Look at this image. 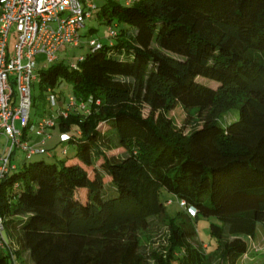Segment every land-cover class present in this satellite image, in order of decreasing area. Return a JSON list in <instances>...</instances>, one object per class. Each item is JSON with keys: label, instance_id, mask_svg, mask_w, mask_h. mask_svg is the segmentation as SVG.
Returning a JSON list of instances; mask_svg holds the SVG:
<instances>
[{"label": "trees", "instance_id": "16d2710c", "mask_svg": "<svg viewBox=\"0 0 264 264\" xmlns=\"http://www.w3.org/2000/svg\"><path fill=\"white\" fill-rule=\"evenodd\" d=\"M94 13L122 24L110 43L37 70L39 88L67 82L89 113L56 118L79 130L72 161L31 156L0 177V264H210L213 252L235 264L264 225V0H106ZM175 106L197 119L187 131ZM162 193L182 205L167 210ZM198 216L218 221L211 252L192 242ZM155 217L168 234L149 255Z\"/></svg>", "mask_w": 264, "mask_h": 264}, {"label": "built area", "instance_id": "2783aa9c", "mask_svg": "<svg viewBox=\"0 0 264 264\" xmlns=\"http://www.w3.org/2000/svg\"><path fill=\"white\" fill-rule=\"evenodd\" d=\"M124 1L129 4L133 0ZM93 10H96V5L88 0H0V135L4 138L0 177L16 168L17 164L10 161L16 150L24 153V159L45 152L41 145L49 138L46 131L56 125L57 116L65 118L69 113H89L90 98L84 100L69 94L57 116L43 115L34 122L29 118L31 86L33 82H38L33 57L42 54L47 61H51L61 46H78V29ZM112 26L107 27L110 39L117 33ZM10 35L13 39L11 50ZM87 44L89 51L101 45L93 38L88 39ZM70 66L75 67V64ZM57 99L48 90L46 101L49 105H56ZM28 132L39 137L38 145L26 141ZM74 134L79 135V130ZM68 139L69 133L59 132V142L65 143ZM187 211L193 214L194 209L188 207ZM1 246L3 243L0 240Z\"/></svg>", "mask_w": 264, "mask_h": 264}, {"label": "rangeland", "instance_id": "374dc122", "mask_svg": "<svg viewBox=\"0 0 264 264\" xmlns=\"http://www.w3.org/2000/svg\"><path fill=\"white\" fill-rule=\"evenodd\" d=\"M93 2L98 8L106 0H88ZM120 1L122 4L123 0ZM91 12V16L84 20L82 27L78 29V34L80 36V42L78 46L63 45L55 52V59L47 61L42 54H37L33 57V60L36 64V69H46L50 65L61 63L65 66L74 65L77 63L78 59L83 57V55L88 52L87 40L90 38L99 41L100 43H108L111 41L108 38L107 25H105L101 19L96 17L95 12ZM122 24L113 25L114 30H118ZM91 29V30H90ZM12 36H9V50L12 47ZM55 95L57 96V104L52 106L46 101V94L48 89L39 88L37 82H33L31 86V93L33 97V105L29 111V118L31 122H34L40 116L53 115L57 116L58 113L62 110L64 106V99L71 94V86L69 83L62 81L61 84L54 89ZM237 112L235 109L227 112L223 116V121H228L230 119H235ZM167 116L170 117L174 124L179 127L183 126L184 131H187L190 127V124L197 119L194 115H191L189 121L184 123L185 114L179 106H175L172 110L168 111ZM219 120L220 125H224V122ZM194 122V123H195ZM77 126L71 124L67 133L74 134L76 133ZM46 133L49 135V139L44 141V144L41 145L45 149L43 154L33 155L30 160L42 159L45 162L52 163L58 160L64 159L66 161H72L74 147L70 144L61 143L58 141L59 130L57 124L53 128L47 129ZM51 136V137H50ZM26 141L32 145H38L39 137L36 136L33 132L27 133ZM4 144V138L0 135V153L2 152ZM65 148L66 153L62 154L61 149ZM70 156V157H69ZM24 153L22 151L16 150L11 158L13 164H21L24 160ZM69 157V158H68ZM91 174V173H90ZM162 197H165L168 201L165 202V207L167 210H173L179 208L176 198L168 193H162ZM191 215V214H190ZM153 223L142 232L146 234L149 238L141 244L143 251L150 255L151 251L161 252L164 254V246L166 245L167 237V227L160 218L155 217ZM210 222L217 223L218 221L212 217H202L198 216L193 222L195 228V236L192 238V242L195 245H201L203 250L211 252L213 250L215 240L209 235L208 226ZM4 235V231H2ZM247 249L241 254L235 264H260L264 260V225L257 224L255 232L252 238H246ZM204 245V246H203ZM6 248H4V252ZM210 264H223L221 263L217 253H211L208 255ZM150 264H153L152 259H149Z\"/></svg>", "mask_w": 264, "mask_h": 264}, {"label": "crops", "instance_id": "0c3cea01", "mask_svg": "<svg viewBox=\"0 0 264 264\" xmlns=\"http://www.w3.org/2000/svg\"><path fill=\"white\" fill-rule=\"evenodd\" d=\"M119 3H120V1H118ZM122 4H124V5H126V3H125V1L123 0V2H122ZM91 30V29H90ZM81 36V35H80ZM108 43H110V42H108ZM51 137V136H50ZM49 140L51 139V138H48ZM59 141V140H58ZM204 246V245H203Z\"/></svg>", "mask_w": 264, "mask_h": 264}]
</instances>
